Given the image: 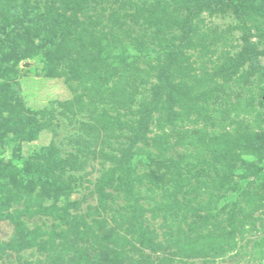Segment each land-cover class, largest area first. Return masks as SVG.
Masks as SVG:
<instances>
[{
  "label": "rangeland",
  "instance_id": "rangeland-1",
  "mask_svg": "<svg viewBox=\"0 0 264 264\" xmlns=\"http://www.w3.org/2000/svg\"><path fill=\"white\" fill-rule=\"evenodd\" d=\"M0 264H264V0H0Z\"/></svg>",
  "mask_w": 264,
  "mask_h": 264
}]
</instances>
